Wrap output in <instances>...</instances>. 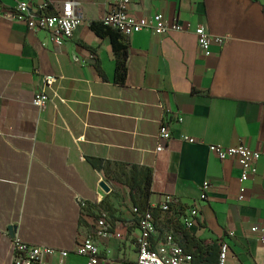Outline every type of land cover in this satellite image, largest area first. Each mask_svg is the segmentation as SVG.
<instances>
[{
    "label": "crops",
    "instance_id": "1",
    "mask_svg": "<svg viewBox=\"0 0 264 264\" xmlns=\"http://www.w3.org/2000/svg\"><path fill=\"white\" fill-rule=\"evenodd\" d=\"M21 1L0 3L6 14ZM50 1L53 13L75 2L83 15L59 46L47 31L0 16V264H11L15 237L72 250L99 236L101 220L113 236L98 239L100 264H136L140 217L133 209L143 199L127 185L135 170L152 172L150 208L160 210L166 195L177 202L171 213L159 212L153 244L174 232L185 248L186 234L207 248L227 244L226 264H264V245L251 232L264 225V0H133L134 18L162 14L187 29L131 37L125 84L115 80L110 39L91 30L113 0ZM42 4L32 0L30 8L38 13ZM198 26L228 38L209 58L199 52ZM49 75L57 81L40 111L33 100ZM165 119L172 140L157 153ZM182 134L197 143H183ZM240 144L261 153L242 194L239 163L208 151ZM195 203L194 227L175 224ZM87 263L78 255L67 260Z\"/></svg>",
    "mask_w": 264,
    "mask_h": 264
},
{
    "label": "built area",
    "instance_id": "2",
    "mask_svg": "<svg viewBox=\"0 0 264 264\" xmlns=\"http://www.w3.org/2000/svg\"><path fill=\"white\" fill-rule=\"evenodd\" d=\"M133 0H113V8L103 19L104 26L112 29L124 37L125 43L135 34L152 31L155 35H164L171 31L183 32L187 28L178 22L170 24L162 14H156L148 18L136 19L129 13V6ZM32 0H24L18 3L14 12L5 14L4 8L0 3V16H8L15 22L24 23L31 31H47L54 38L56 45H61L64 40L73 38L74 33L82 24L83 15L75 2H66L61 10L52 14H47L51 10V1L43 0L38 13L30 8ZM197 44L200 54L204 58H209L212 46L220 49L226 44L227 37H217L210 34L204 26H198L195 30ZM76 61H78L76 59ZM57 78L49 75L44 79L45 88L35 95L33 106L40 111H44L50 101L47 93L56 83ZM164 109L163 105H160ZM182 122V119H179ZM159 144L156 152H162L165 149V143L172 140V134L168 121L162 122L159 135ZM179 140L187 144H196L197 141L185 134L179 136ZM208 151L219 161L229 159L236 160L241 166V194L244 193L245 184L250 177L257 174V164L261 158V153L251 150L243 145L224 147L222 145H209ZM210 189L209 183L203 185V195ZM204 198V196H203ZM241 199L243 197L241 196ZM77 205L85 208V201L77 197ZM177 204L175 198L166 195L164 203L160 207L162 213H171L173 206ZM152 208L140 212L137 208L133 212L140 217L139 230L140 234L137 240V262L136 264H193V257L186 253L183 246L176 238L174 232H169L163 239L153 244V239L158 235V228L155 222ZM200 208L198 203L183 211V214L175 224L183 229H191L200 217ZM177 222V223H176ZM102 231L98 237L88 236L81 244L72 250L56 249L45 246H35L24 243L19 237L11 240L10 261L11 264H67V260L72 255L86 257L87 264H100V249L98 239H109L113 236L110 227L105 220L99 221ZM252 233L259 235L260 242L264 245V225L256 226L251 230ZM228 245L222 244L219 264L227 263Z\"/></svg>",
    "mask_w": 264,
    "mask_h": 264
},
{
    "label": "trees",
    "instance_id": "3",
    "mask_svg": "<svg viewBox=\"0 0 264 264\" xmlns=\"http://www.w3.org/2000/svg\"><path fill=\"white\" fill-rule=\"evenodd\" d=\"M50 10L47 14H52ZM91 30L99 37L109 38L112 48L117 56V65L115 71V80L121 84L126 82V60H127V45L123 36L113 31L112 29L104 26L103 23H93L91 25ZM137 177V180H136ZM137 181V183H136ZM139 181V183H138ZM151 183H152V172L149 170L137 172L136 170L133 173V180L128 182V186L131 188V193L134 191V188H138L141 191V196L143 199V208L137 209L142 212L150 209L147 205V201L151 195ZM160 210L154 209V218L156 219ZM185 239L187 245L184 250L186 253L191 254L193 257V264H219L220 252L222 248V243L218 245H213L211 247H204L203 244L199 241H196L190 238L185 234Z\"/></svg>",
    "mask_w": 264,
    "mask_h": 264
},
{
    "label": "water",
    "instance_id": "4",
    "mask_svg": "<svg viewBox=\"0 0 264 264\" xmlns=\"http://www.w3.org/2000/svg\"><path fill=\"white\" fill-rule=\"evenodd\" d=\"M100 187H101L105 192H107V191L109 190L105 182H102V183L100 184ZM11 230L13 231L14 229H10V231H11Z\"/></svg>",
    "mask_w": 264,
    "mask_h": 264
}]
</instances>
